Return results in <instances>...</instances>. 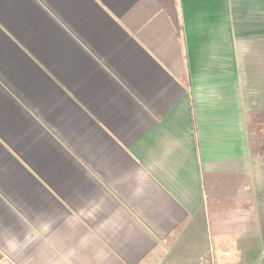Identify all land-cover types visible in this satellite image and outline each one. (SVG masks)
<instances>
[{"label": "crops", "instance_id": "0c3cea01", "mask_svg": "<svg viewBox=\"0 0 264 264\" xmlns=\"http://www.w3.org/2000/svg\"><path fill=\"white\" fill-rule=\"evenodd\" d=\"M0 264H264V0H0Z\"/></svg>", "mask_w": 264, "mask_h": 264}]
</instances>
